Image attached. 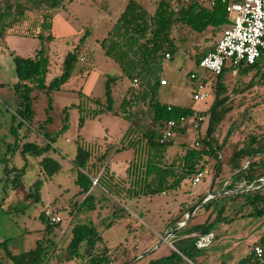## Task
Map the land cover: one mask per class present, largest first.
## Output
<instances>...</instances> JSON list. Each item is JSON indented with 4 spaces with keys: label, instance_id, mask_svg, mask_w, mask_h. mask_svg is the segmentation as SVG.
Here are the masks:
<instances>
[{
    "label": "rangeland",
    "instance_id": "374dc122",
    "mask_svg": "<svg viewBox=\"0 0 264 264\" xmlns=\"http://www.w3.org/2000/svg\"><path fill=\"white\" fill-rule=\"evenodd\" d=\"M138 1L153 12L159 0ZM128 2L62 0L63 5L53 11L52 28L44 32V38L8 33L5 41L0 42V150L3 158H11L12 152L6 155L7 145L16 140L10 132L13 115L18 107L14 85L19 78L15 73L14 57H36L39 50L45 49L50 58L47 83L62 73L66 55L77 45L81 46L80 56L85 57L79 61L74 74L62 89L34 91L36 121L30 130L28 125L20 129L21 142H41L43 127L53 133L60 130L65 121L68 123L50 152L62 165L60 171L53 175L46 174L39 159L29 157L30 160L26 161L18 150H14V163L18 167L27 163V169L21 185L13 188L6 175V166L12 165L13 161L4 159L0 162V243L6 241L14 254L35 248L37 241L42 239L44 245L55 244V250L46 264H68L66 260L70 252L67 246L73 228L71 215L75 211V203L82 201L85 196L79 194L80 188L75 181L77 173L72 162L77 153V139L81 135L87 143H96L98 148V144L104 143L106 147L110 144L121 147L120 143L130 126L129 120L121 113L122 102L129 96L132 83L127 77H121L119 64L106 55L101 40L108 35ZM180 2L182 0H173L171 4L177 8ZM50 33L52 38H48ZM221 34L222 29H211L201 37L188 35L182 42V50L172 60L165 59L161 78L168 83L159 90L162 102L192 106L196 110H206L212 105L215 98L212 80L205 85L209 97L194 101V81L190 73L198 71L202 76L205 74L196 66L197 53L214 45ZM240 70L236 74L227 70L223 75L228 94L233 100L230 102L232 111L218 127L219 140L224 139L232 124L234 132L228 142H238L250 134H264V66L243 75H240ZM110 77H118L112 84L113 111L101 112L98 110L107 106L106 85ZM238 88L244 90L239 92ZM66 107L68 110L65 111ZM50 117L52 122L45 124ZM81 118L84 119L82 128ZM208 123L206 119L203 130H206ZM39 124L43 127L39 128ZM197 138V132L191 129L177 132L173 139L179 144L170 148V157L182 151L183 143L193 146ZM229 154L227 150L223 157L224 164L228 163ZM132 157L133 149L115 150L110 164L117 174L123 175ZM215 166L213 158L202 159L201 170H208L204 179L198 185H193L189 179L187 185L172 194L141 196L123 201L99 188L96 191L97 209L93 213H83L79 218L85 222L92 220L102 236L96 251L107 247L113 259L112 264H150L151 259L169 254L176 242L193 237L194 234L180 236V226L185 222L187 225L203 223L211 213L203 209L205 204L224 194L244 189H229L233 172L228 164L224 165L220 174H217ZM38 178L44 180L39 198L36 194L30 195L31 191L36 192L32 185ZM214 193L218 195L212 198ZM208 198L212 199L204 203ZM50 207L62 219L52 230L49 229L50 221L41 218L42 212ZM227 214L230 217L232 213ZM173 218L176 220L172 221ZM214 232L216 239L211 246L200 251L196 263L199 264V257L204 256L209 264H236L256 245L264 247V216L237 218L230 223H221ZM157 246L153 252L147 253ZM81 252L87 254L86 246H82ZM81 261L82 258L74 257L69 262L76 264ZM0 264H8L5 248L1 245Z\"/></svg>",
    "mask_w": 264,
    "mask_h": 264
},
{
    "label": "trees",
    "instance_id": "16d2710c",
    "mask_svg": "<svg viewBox=\"0 0 264 264\" xmlns=\"http://www.w3.org/2000/svg\"><path fill=\"white\" fill-rule=\"evenodd\" d=\"M172 1L159 0L152 12L140 1L129 0L108 35L101 40L106 55L119 64L121 77H127L132 83L129 96L123 99L121 112L129 120L130 126L120 143L121 147L113 144L106 147L104 143L98 144V148L96 143H87L81 135L77 139V153L72 162L77 173L75 181L80 188L79 194L85 196L82 201L75 203V211L73 210L71 215L73 228L67 246L70 252L66 260L68 264H74L69 262L74 257L82 258V261L76 264L113 263L107 247L96 251L102 236L94 222L79 219L81 214L93 213L97 209L96 191L99 188L123 201L127 198L172 194L187 185L189 179L201 170V161L204 158H213L216 161L217 174H220L224 165L228 164L233 172L229 189L243 187L244 191L224 194L205 204L203 209L211 211L209 217L203 223L185 226L178 232L180 236L208 233L214 231L218 224L230 223L237 218L264 216V134H250L238 142H228L234 132L232 124L224 139L219 140L217 137L218 127L232 111L230 102L233 98L228 94V88L223 80L224 73L229 69L225 68L221 74L207 72L193 79V93L198 87V82H204L206 85L212 80L215 98L206 110L164 103L159 99L160 87L164 86L161 83V75L166 55L170 54L172 60L182 50V42L188 35L197 38L204 36L211 29L223 31L229 22L227 2L230 0H182L177 8L172 6ZM62 5V0H2L0 42L5 41L8 33L44 38V32L52 28L53 11ZM48 38H52V33ZM217 42L218 40L214 45L205 47L197 53L195 62L197 67L200 60L216 48ZM80 51L81 46L77 45L68 52L63 62L62 73L50 83L46 81L50 70V58L45 49L39 50L36 57L20 55L14 57L15 73L19 78L14 85L18 107L13 115L10 132L16 140L7 145L6 155L12 152L11 158H3L0 150V162L4 159L13 161L14 150H18L26 161L30 160L29 157L39 159L46 174L53 175L60 171L62 165L50 155V152L68 123L65 121L61 129L53 133L39 124V128H44L41 142L28 140L21 142L20 129L28 125L30 130L36 121L34 91L38 89L50 92L62 89L74 74L79 61L83 59ZM263 66L264 60H261L254 65L242 67L239 73L247 74ZM117 78L108 79L107 106L101 107L98 111H113L112 84ZM135 79L138 81L137 85L134 84ZM238 90L240 92L244 89ZM64 110H68V107ZM193 115H202L205 118L197 132L196 141H199V145L189 146L183 143L182 151L170 157V148L179 142L177 144L174 137L165 142L161 141L167 122L181 116ZM206 119L209 123L206 130H203L202 126ZM50 122L51 117L45 124ZM83 125L84 119L81 118L80 128ZM187 129L178 128L176 133L186 132ZM126 148L133 149V157L126 167L125 174H117L110 164L111 155L115 150ZM227 150L230 154L228 163L224 164L223 157ZM26 169L27 163L22 167H18L14 161L12 165L7 164L6 175L8 180H11L13 188L21 185ZM95 178H98V183H95ZM43 183L44 180L38 178L32 185L36 192L31 191L30 195L36 194L39 198ZM250 186L252 188H248ZM258 187L260 188L257 189ZM228 212L232 213L230 217ZM41 218L47 221L45 212H42ZM76 218L78 221L75 222ZM175 220L173 218L172 221ZM53 226L51 224L49 229L52 230ZM195 241L196 237L193 236L176 242L175 248L169 254L151 259L150 264H197L196 258L202 250L196 248ZM0 245L5 248L8 264H46L55 250V244L44 245L42 239L37 241L35 248L20 254H14L7 247L6 241ZM83 245L87 248V254L81 252ZM236 264H264V257L258 259L252 250Z\"/></svg>",
    "mask_w": 264,
    "mask_h": 264
},
{
    "label": "built area",
    "instance_id": "2783aa9c",
    "mask_svg": "<svg viewBox=\"0 0 264 264\" xmlns=\"http://www.w3.org/2000/svg\"><path fill=\"white\" fill-rule=\"evenodd\" d=\"M227 11L229 22L224 27L216 48L200 60L199 68L204 73L221 74L227 68L236 74L242 67L264 60V0H230L227 2ZM168 60H171L170 54L166 55V61ZM199 76L200 72L194 71L191 78ZM161 83L166 85L168 81L163 78ZM134 84H138L137 79L134 80ZM205 87L204 82H198V87L193 93L195 101L209 97L210 93L205 91ZM204 120L202 115L181 116L169 120L161 141L165 142L174 137L178 128L187 127L198 132ZM195 144L199 145V141ZM207 174L208 170H200L191 178V183L198 185ZM95 183H98V180H95ZM44 212L50 224L58 225L62 222L61 217L51 207ZM194 236L195 246L200 250L211 246L216 239L214 231ZM253 251L258 259L264 257L262 245H256Z\"/></svg>",
    "mask_w": 264,
    "mask_h": 264
},
{
    "label": "water",
    "instance_id": "95a60500",
    "mask_svg": "<svg viewBox=\"0 0 264 264\" xmlns=\"http://www.w3.org/2000/svg\"><path fill=\"white\" fill-rule=\"evenodd\" d=\"M248 188H252V187H248ZM247 188V189H248ZM260 187H258L257 189H259ZM238 191H244V189H242V190H238ZM215 195H218L217 193H214V196H212V198L213 197H215ZM212 198H208L204 203H207V201H209L210 199H212ZM196 208H194V210H195ZM194 210H192L191 212H193ZM187 224H182L181 226H180V229L181 228H183L184 226H186ZM168 236L169 235H167V238H168ZM159 246V245H158ZM158 246L157 247H155V248H153V249H151L150 251H148L147 253H150V252H153L156 248H158Z\"/></svg>",
    "mask_w": 264,
    "mask_h": 264
},
{
    "label": "crops",
    "instance_id": "0c3cea01",
    "mask_svg": "<svg viewBox=\"0 0 264 264\" xmlns=\"http://www.w3.org/2000/svg\"><path fill=\"white\" fill-rule=\"evenodd\" d=\"M219 40V39H218ZM83 59H85V57H83ZM114 170V169H113ZM115 171V170H114ZM171 252V251H170ZM167 255V254H166ZM199 262L201 263V264H209L208 262H207V257H205L204 258V256H200L199 257ZM199 263V264H200ZM212 264V263H211Z\"/></svg>",
    "mask_w": 264,
    "mask_h": 264
}]
</instances>
